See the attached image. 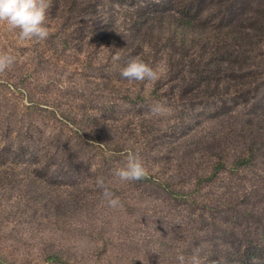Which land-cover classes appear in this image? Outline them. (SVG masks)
<instances>
[{"label": "trees", "instance_id": "16d2710c", "mask_svg": "<svg viewBox=\"0 0 264 264\" xmlns=\"http://www.w3.org/2000/svg\"><path fill=\"white\" fill-rule=\"evenodd\" d=\"M45 25L0 44V261L264 264V0H50ZM129 152L146 178L115 175Z\"/></svg>", "mask_w": 264, "mask_h": 264}, {"label": "clouds", "instance_id": "9594fccd", "mask_svg": "<svg viewBox=\"0 0 264 264\" xmlns=\"http://www.w3.org/2000/svg\"><path fill=\"white\" fill-rule=\"evenodd\" d=\"M49 7L50 0H0V22L5 23L10 30H19L18 35L21 40H46L50 35L45 25ZM14 62L13 55L0 52V73L9 69ZM120 76L122 79L138 83L155 82L160 78V74L151 65L139 59L130 61L121 70ZM170 111L162 102H156L150 108V112L157 117L170 115ZM147 174L139 153L134 152L127 154L126 166L115 171V175L124 182L140 181L146 178ZM96 184L102 190V197L110 208L123 207L119 197H116L106 186L103 177H98ZM178 261L179 264H204L198 254L192 255L187 260L184 255H180Z\"/></svg>", "mask_w": 264, "mask_h": 264}, {"label": "rangeland", "instance_id": "374dc122", "mask_svg": "<svg viewBox=\"0 0 264 264\" xmlns=\"http://www.w3.org/2000/svg\"><path fill=\"white\" fill-rule=\"evenodd\" d=\"M16 30H10L9 27L5 24L0 22V44L2 43H8V38L11 37L13 34H15ZM155 70L158 73H161L160 65L156 66ZM213 131L215 130V123L211 121H207L203 124L202 132L204 131ZM0 264H13L10 262V259L5 258L4 261H0ZM42 264H51V262H44Z\"/></svg>", "mask_w": 264, "mask_h": 264}]
</instances>
